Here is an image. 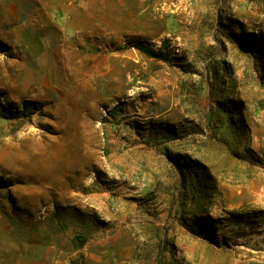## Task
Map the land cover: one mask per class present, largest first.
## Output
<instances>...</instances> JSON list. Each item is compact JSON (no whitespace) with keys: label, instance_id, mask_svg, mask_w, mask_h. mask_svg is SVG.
I'll return each instance as SVG.
<instances>
[{"label":"rangeland","instance_id":"obj_1","mask_svg":"<svg viewBox=\"0 0 264 264\" xmlns=\"http://www.w3.org/2000/svg\"><path fill=\"white\" fill-rule=\"evenodd\" d=\"M0 264H264V0H0Z\"/></svg>","mask_w":264,"mask_h":264},{"label":"trees","instance_id":"obj_2","mask_svg":"<svg viewBox=\"0 0 264 264\" xmlns=\"http://www.w3.org/2000/svg\"><path fill=\"white\" fill-rule=\"evenodd\" d=\"M137 50H139L140 52H142L143 54H145L146 56L150 57V58H159L160 59V55H158L156 52L154 51H151L149 49H146L145 47H142V46H138L136 47ZM181 174V178H182V182L185 178L184 174L183 173H180Z\"/></svg>","mask_w":264,"mask_h":264},{"label":"bare ground","instance_id":"obj_3","mask_svg":"<svg viewBox=\"0 0 264 264\" xmlns=\"http://www.w3.org/2000/svg\"><path fill=\"white\" fill-rule=\"evenodd\" d=\"M13 17H14V16H13ZM33 27H34V26H33ZM37 45H38V44H37ZM26 50H27V49H26ZM36 56H37V55H36ZM63 57H64V56H63ZM27 61H28V60H27ZM42 66H43V65H42ZM43 67H45V66H43ZM39 68H40V67H39ZM70 69H71V68H70ZM33 84H34V83H33ZM33 84H32V85H33ZM35 85H36V84H35ZM41 85H42V84H41ZM33 86H34V85H33ZM30 88H31V87H30ZM29 90H30V89H29ZM70 90H71V89H70ZM24 91H25V90H24ZM26 91H27V90H26ZM26 91H25V92H26ZM30 91H31V90H30ZM37 91H38V89H37ZM31 92H32V91H31ZM33 92H35V90H34ZM23 94H24V93H23ZM27 94H28V93H27ZM29 94H30V92H29ZM33 98H34V97H33ZM61 139H62V138H61Z\"/></svg>","mask_w":264,"mask_h":264},{"label":"crops","instance_id":"obj_4","mask_svg":"<svg viewBox=\"0 0 264 264\" xmlns=\"http://www.w3.org/2000/svg\"><path fill=\"white\" fill-rule=\"evenodd\" d=\"M130 256H132V252H129L128 257H125V258H129ZM113 260H116V259H113Z\"/></svg>","mask_w":264,"mask_h":264}]
</instances>
